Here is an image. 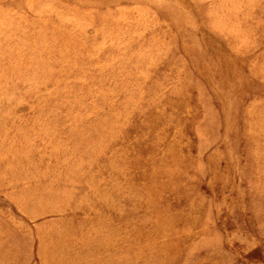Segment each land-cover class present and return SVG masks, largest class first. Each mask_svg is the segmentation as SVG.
Wrapping results in <instances>:
<instances>
[{
    "label": "rangeland",
    "instance_id": "374dc122",
    "mask_svg": "<svg viewBox=\"0 0 264 264\" xmlns=\"http://www.w3.org/2000/svg\"><path fill=\"white\" fill-rule=\"evenodd\" d=\"M0 264H264V0H0Z\"/></svg>",
    "mask_w": 264,
    "mask_h": 264
}]
</instances>
